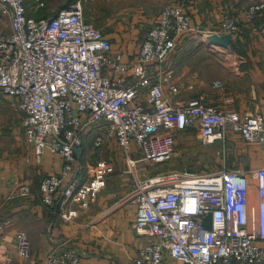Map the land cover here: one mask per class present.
Returning a JSON list of instances; mask_svg holds the SVG:
<instances>
[{"label": "built area", "instance_id": "2783aa9c", "mask_svg": "<svg viewBox=\"0 0 264 264\" xmlns=\"http://www.w3.org/2000/svg\"><path fill=\"white\" fill-rule=\"evenodd\" d=\"M31 1L35 9L44 6V0ZM23 3L0 0V15L8 24L7 33L0 30V92L15 100L25 142L34 155L49 149L63 158L59 174L39 180L42 202L58 206L61 217L69 219L76 215L71 205L95 201L116 169L114 161L100 158L83 165L76 148H81L89 126L105 122L132 179L134 229L149 238L131 264H165V254L183 264H264V247L258 244L264 240V166L212 173L146 175L143 170L171 159L175 134L187 128H194L203 141H224L237 133L245 142L264 147L260 113L221 108L196 96L177 99L182 87L163 71L187 33L228 34L236 40L240 28L229 5L222 6L217 25L201 30L193 26L183 3L165 4L134 57L125 60L87 19L80 0L37 19L26 15ZM243 11L255 30L264 0ZM221 85L213 82L214 87ZM186 88L192 89L193 82ZM101 144L97 135L93 146ZM250 178L257 183L256 211L248 204ZM29 193L28 185L17 184L12 196ZM207 214L210 228L203 225ZM3 232L0 220V243ZM14 243L19 255H29L25 232L17 231ZM80 258L75 248L55 247L42 264H80Z\"/></svg>", "mask_w": 264, "mask_h": 264}, {"label": "crops", "instance_id": "0c3cea01", "mask_svg": "<svg viewBox=\"0 0 264 264\" xmlns=\"http://www.w3.org/2000/svg\"><path fill=\"white\" fill-rule=\"evenodd\" d=\"M107 1L99 0L97 4L98 10L107 11L110 15V18H106V22L115 23L113 30H109L105 36L110 39L113 49L123 52L125 60L134 57L139 39L145 34L142 26L149 21L147 17L150 13L158 7L160 10L165 4H175V0L168 2L161 0V3L158 0H145L146 3L136 10L130 9L132 5H128L127 2L122 4L124 0ZM224 4L229 5L240 28L236 40L242 46V52L235 53L239 60H232L229 64L218 60V65L208 64L206 61L192 63L179 58L175 52L164 65V74L169 81L177 82L182 87L177 99L201 97L206 103L221 108H232L241 113H260L264 119V12L257 15L253 30L246 23L243 13L244 8L251 3L244 7L240 3L233 6L229 1L224 0L209 2L192 0L184 5L193 26L204 30L218 24ZM1 31L5 32V30ZM195 34L187 33L186 36L189 35L188 38H191L195 37ZM137 37L138 43L133 41L135 38L137 40ZM203 39L198 42L204 44L206 51H212L213 48ZM213 47H220V51L221 49L225 51L229 45ZM191 77L196 78L192 81ZM216 80L222 85L214 87L213 82ZM189 82H193L192 89L186 88ZM93 128H95L94 132H98L96 136L100 133L105 135H99L102 137V144L99 148H95L98 156L85 157L84 165L100 158L108 160L110 157L107 155L112 151L106 146L107 142L109 143L108 138L111 137L106 123H97L84 134H90ZM21 130L23 132V129ZM191 133L200 139L194 128H187L175 134V146L179 134L190 136ZM18 137L15 138L13 146L0 151V220L4 222L0 243V264H42L44 256L55 247L78 250L81 253L80 264H131L138 250L149 238L137 233L133 226L136 202L132 179L125 171L124 161H114L116 169L106 177L105 186L94 202L81 205L69 204L76 208V215L64 219L58 206H49L42 202L38 191L41 177L60 173L63 164L61 154L44 149L42 154L36 157L30 146L26 144L24 134L23 138ZM205 143L219 145L217 150L219 153L222 152L223 157L216 159V163L213 164L219 169L247 171L264 166V147L256 142H245L237 133L229 134L224 141L216 139ZM224 143L229 145L226 157L222 149ZM118 151L119 155H122L120 148ZM83 153L80 148L77 157L81 162ZM143 170L146 175L152 174L148 167ZM17 184L28 185L30 193L25 196H12ZM258 200L256 180L250 178L249 208L256 211ZM17 231L25 232L28 237L29 255L26 257L17 253L14 243V235ZM258 244L264 247V240H259ZM164 260L165 264H183L167 254L164 255Z\"/></svg>", "mask_w": 264, "mask_h": 264}, {"label": "rangeland", "instance_id": "374dc122", "mask_svg": "<svg viewBox=\"0 0 264 264\" xmlns=\"http://www.w3.org/2000/svg\"><path fill=\"white\" fill-rule=\"evenodd\" d=\"M77 0H44V6L41 8L35 9L34 4L31 0H24V8L27 16L33 18H41V17H49L54 15L58 10L68 6L69 4L75 2ZM109 1V0H108ZM107 1V2H108ZM151 1V0H150ZM161 3V0H158ZM170 0H166L168 2ZM188 1L192 0H175V3H183L188 4ZM204 1V0H203ZM209 2L210 0H205ZM218 1V0H217ZM229 1L233 6H237L243 4L246 7L249 3L258 2L259 0H224ZM261 1V0H260ZM85 15L89 21H91L97 28H99L104 35L109 32V30H113L115 27V23L106 22V18H110V15L107 14V11H100L97 8V4L99 0H80ZM131 4V8L139 10L146 3L145 0H124L122 4ZM106 3V2H105ZM107 4V3H106ZM104 4V5H106ZM246 5V6H245ZM105 7V6H104ZM139 7V8H138ZM158 8H153L155 11L150 13L148 18V22L144 23V27L142 31L146 32L147 28L150 26L152 21L154 20L158 10ZM122 17V16H121ZM121 17H115L121 19ZM124 24V23H123ZM7 20L3 16L0 15V30H5L7 33ZM204 33H196L195 37L188 38L189 35H183L179 42L176 44L174 53L177 52V56L183 60H187L189 62H197L198 61H206L208 64L218 65V60L222 63H231L232 60H239V57L235 55V53H241L239 47H241L240 43L237 40L231 41L224 51L220 47H213L214 43H211L208 40V36ZM204 38V42L207 43L208 46L213 48L212 51H206L204 49V44L198 42ZM138 43V37L133 40ZM233 43L237 45L238 50H234ZM202 44V45H200ZM219 46V45H218ZM220 63V62H219ZM175 65V64H174ZM192 76V75H191ZM196 77H191L193 81ZM21 114L17 109L16 102L13 98L9 96H4L0 92V151L6 150V148H10L15 143V138H19L21 136L23 138V132L21 128ZM92 128V125L88 127V130ZM95 128L92 129L91 133L88 135H82V150L84 151L81 160L83 165L85 164L84 159L88 156H98L95 148L93 147V140L97 131L94 132ZM99 135H105V133H100ZM108 137V136H107ZM109 143L107 142L106 146H109V149L112 151L107 155L110 157L112 161L122 160V155H119L118 145L114 139V137L108 138ZM228 141V139L226 140ZM105 143V142H104ZM103 143V144H104ZM225 144V143H224ZM223 144V153L225 157L228 154L227 148L228 144ZM219 145H207L205 141L202 139H198L195 134L191 133L190 136H184L179 134L177 136V142L174 149V154L171 159L165 161L163 163H158L154 166L148 167V170L154 173L167 172V171H178V172H192V173H212L216 172L219 168L214 166L216 163V159L223 157L222 152L219 153L218 149ZM136 157L137 154L134 153ZM107 158V157H106ZM207 164V166L205 165Z\"/></svg>", "mask_w": 264, "mask_h": 264}, {"label": "water", "instance_id": "95a60500", "mask_svg": "<svg viewBox=\"0 0 264 264\" xmlns=\"http://www.w3.org/2000/svg\"><path fill=\"white\" fill-rule=\"evenodd\" d=\"M208 40L211 43L217 44V45L222 46V47H226L231 42V37L228 34H221V35H218V34H210L208 36ZM76 154L77 155L80 154V149L79 148H76ZM210 220H211V216H210V214H207L204 217V219H203V225L206 228H210Z\"/></svg>", "mask_w": 264, "mask_h": 264}, {"label": "trees", "instance_id": "16d2710c", "mask_svg": "<svg viewBox=\"0 0 264 264\" xmlns=\"http://www.w3.org/2000/svg\"><path fill=\"white\" fill-rule=\"evenodd\" d=\"M147 29H148V28H147ZM146 31H147V30H146ZM145 33H146V32H145ZM144 35H145V34H144ZM143 37H144V36H143ZM143 37L139 39V43L142 41ZM139 43H138V44H139ZM232 45H233L235 51L238 50V49L240 48V50H241V52H242V46L239 47V48L237 49V45H236L235 43H233Z\"/></svg>", "mask_w": 264, "mask_h": 264}]
</instances>
